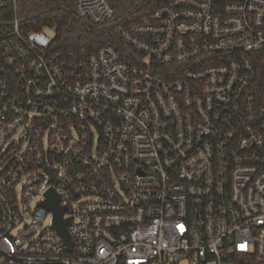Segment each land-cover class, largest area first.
I'll list each match as a JSON object with an SVG mask.
<instances>
[{"label": "built area", "instance_id": "2783aa9c", "mask_svg": "<svg viewBox=\"0 0 264 264\" xmlns=\"http://www.w3.org/2000/svg\"><path fill=\"white\" fill-rule=\"evenodd\" d=\"M7 3L0 264H264V0H169L119 27L127 50L65 52Z\"/></svg>", "mask_w": 264, "mask_h": 264}, {"label": "trees", "instance_id": "16d2710c", "mask_svg": "<svg viewBox=\"0 0 264 264\" xmlns=\"http://www.w3.org/2000/svg\"><path fill=\"white\" fill-rule=\"evenodd\" d=\"M114 7V17L100 25L92 24L77 17L74 0H17V12L21 27L25 30L41 29L54 26L51 42L53 49L62 52L81 46L93 48L99 44L110 43L119 50L125 47L117 36L119 27L130 16H139L142 21L159 4L169 0H109ZM13 15L12 6L7 3L0 7V25L10 22Z\"/></svg>", "mask_w": 264, "mask_h": 264}, {"label": "water", "instance_id": "95a60500", "mask_svg": "<svg viewBox=\"0 0 264 264\" xmlns=\"http://www.w3.org/2000/svg\"><path fill=\"white\" fill-rule=\"evenodd\" d=\"M40 204L53 212L52 227L63 237V242L70 247L71 241L66 228L70 219L62 217L64 208L59 204L57 194L52 189L48 190L46 193V199Z\"/></svg>", "mask_w": 264, "mask_h": 264}, {"label": "rangeland", "instance_id": "374dc122", "mask_svg": "<svg viewBox=\"0 0 264 264\" xmlns=\"http://www.w3.org/2000/svg\"><path fill=\"white\" fill-rule=\"evenodd\" d=\"M19 9H20V7H19ZM19 9H18V12H19ZM129 19H131V20H135V21H140L139 19V16H136V15H134L133 17L132 16H130V18ZM45 31L47 32V33H49V34H51L52 33V30L51 29H49V28H45Z\"/></svg>", "mask_w": 264, "mask_h": 264}]
</instances>
